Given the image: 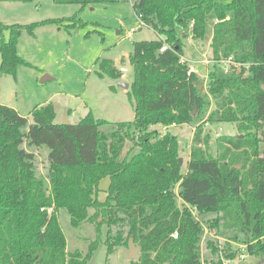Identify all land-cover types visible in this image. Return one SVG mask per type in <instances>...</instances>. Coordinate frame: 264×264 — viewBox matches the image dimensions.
<instances>
[{
  "label": "trees",
  "instance_id": "trees-1",
  "mask_svg": "<svg viewBox=\"0 0 264 264\" xmlns=\"http://www.w3.org/2000/svg\"><path fill=\"white\" fill-rule=\"evenodd\" d=\"M54 1L85 6L117 0ZM132 5L158 35L134 40L129 54L133 120L97 118L89 111L78 123H63L53 102L37 105L29 117L0 102V264H88L104 235L108 255L134 237L142 256L130 264H223L222 257L240 253L235 243L264 260V0ZM211 13L217 20L213 62L202 93L200 75L188 74L190 62L182 60L178 26L184 36L190 30L204 40ZM80 22L77 16L30 24L0 20V75L16 77L19 64L29 65L17 49L24 29L34 34L41 25L65 23L69 29ZM165 44L169 48L162 51ZM229 56L243 63L239 71H224L219 60ZM99 64L101 78H121L113 59ZM209 122H230L237 130L217 138L216 154L212 130L204 129ZM157 123L195 127L187 171L179 161L178 135L152 129ZM44 146L47 161L39 156ZM108 177L100 198V182ZM61 208L73 226L95 224L88 253L67 251Z\"/></svg>",
  "mask_w": 264,
  "mask_h": 264
},
{
  "label": "rangeland",
  "instance_id": "rangeland-1",
  "mask_svg": "<svg viewBox=\"0 0 264 264\" xmlns=\"http://www.w3.org/2000/svg\"><path fill=\"white\" fill-rule=\"evenodd\" d=\"M233 15L232 12L229 13V16ZM69 16H77L81 22L75 28L69 29L65 23H53L38 26L34 34L26 29L22 31L17 49L29 65L19 64L16 77L10 74L0 75L2 100L15 103L22 114L28 115L39 103L52 96L51 102L58 106L57 119L62 122L66 110H70L71 115L68 118L71 124L78 123L89 111L97 118L112 121L133 120L135 99L128 93L129 89L121 88L119 81L107 75L101 78L97 73L100 71L99 61L102 59L111 58L115 61L121 54L133 50L134 40L155 39L158 36L148 26H142L130 36L131 28L139 22L132 0L85 6L79 3H56L54 0L0 1V18L11 24H30L47 18ZM215 21V14H209L204 40L194 39L190 33L184 36L183 29L178 26L184 45L182 57L194 61L201 70L200 73L206 72L207 65L204 62L211 59L210 41ZM6 37H9L8 32ZM125 79L132 81V73L125 74ZM202 85L203 82L200 89L203 88ZM151 128L162 132L169 130L178 135L183 171H187L195 133L192 123L171 126L157 123ZM209 128L212 130L210 147L214 154L218 148L216 140L221 134L237 132L230 122H209L204 125V129ZM261 145L264 150V142ZM40 151L41 160L47 161L48 148L44 146ZM109 181V177L101 180L100 198L105 197ZM92 210L93 208L90 211ZM58 219L67 237V251L79 249L82 253H88L91 240L97 236L95 224L83 221L79 226H73L66 208L59 209ZM102 230L105 234L107 227L104 226ZM104 239L105 235L88 264L131 263L128 247L120 246L108 255ZM241 264H260V260L250 255Z\"/></svg>",
  "mask_w": 264,
  "mask_h": 264
},
{
  "label": "built area",
  "instance_id": "built-area-1",
  "mask_svg": "<svg viewBox=\"0 0 264 264\" xmlns=\"http://www.w3.org/2000/svg\"><path fill=\"white\" fill-rule=\"evenodd\" d=\"M138 18H139V22L137 23L136 26L131 28L130 35H132L134 32H136L138 30V28H140L142 26H147V24L143 20L142 14H138ZM168 48H169V46L165 44L162 47L161 50L165 51ZM211 62H213L212 59L207 60L204 63L208 66ZM219 63L221 64L222 68L224 69V71L226 73H230V72L235 71V70L239 71L241 69L242 65H243L242 62L240 63L238 61H235L232 56H229L227 58L219 60ZM207 66H206V69H205L206 72L205 73H203V72L200 73V71H199L200 69L198 68L197 64L194 61H190V67H189L188 74H190L191 72H196L197 74L200 75V77L204 78L207 81V79H208L207 78V76H208V67ZM205 84L207 86L206 82H205ZM44 209H45V207L42 208V210H44ZM53 210H54V207L47 208V211H48L49 214H51L53 212ZM205 232L207 233V229L206 228H205ZM178 234L179 233H177V231H176L173 234V236L175 238H177ZM235 244L239 247V249H241L240 253H238V255L235 258H230V260L222 257L223 264H231L233 262L243 263V262H246L247 257L250 256V254L247 251V248H245L244 245L237 244V243H235Z\"/></svg>",
  "mask_w": 264,
  "mask_h": 264
},
{
  "label": "water",
  "instance_id": "water-1",
  "mask_svg": "<svg viewBox=\"0 0 264 264\" xmlns=\"http://www.w3.org/2000/svg\"><path fill=\"white\" fill-rule=\"evenodd\" d=\"M114 64L117 67V69L121 72V74L122 73L123 74H127V73H130L133 70V63H131L130 57H127L125 59V61L121 62V63L115 61ZM118 85L121 88L123 87V88H126V89H128L130 87V83L127 82V81H122V82L119 81ZM193 113H194V111H193ZM67 115H68V111L66 110V112L64 114L65 117H64V119L62 121L63 123H69V118H68ZM179 161H180V163H182L183 158L180 157ZM128 248H129V251H130L131 259L138 260V259L141 258V256H142V251H141L142 247L137 245V243L134 240V237H131L129 239ZM162 264H168V262H163ZM260 264H264V260H262L260 262Z\"/></svg>",
  "mask_w": 264,
  "mask_h": 264
},
{
  "label": "crops",
  "instance_id": "crops-1",
  "mask_svg": "<svg viewBox=\"0 0 264 264\" xmlns=\"http://www.w3.org/2000/svg\"><path fill=\"white\" fill-rule=\"evenodd\" d=\"M0 1H2V3H4V2H7V1H11V0H0ZM0 20H2L1 18H0ZM5 20V19H4ZM4 20H2V21H4ZM215 20H216V18H215ZM217 21V20H216ZM215 21V22H216ZM5 22V21H4ZM5 23H8V22H5ZM33 23V22H32ZM9 24H11V23H9ZM23 24H26V23H23ZM215 24V23H214ZM141 28V27H140ZM139 29V28H138ZM214 31V30H213ZM188 32V31H187ZM189 33H190V30H189V32H188V35H189ZM190 35H191V33H190ZM131 36V35H130ZM213 36V35H212ZM211 39H212V37H211ZM129 52H127V53H124V54H121V56H118L116 59H115V61H117V62H119V63H121V62H124L125 61V59L127 58V57H129ZM182 60H185V61H187V62H190L189 61V59L188 58H185V57H182ZM114 61V62H115ZM1 62V61H0ZM208 67V66H207ZM201 71V70H200ZM130 73H132V71L130 72ZM203 73H204V71H203ZM201 79H202V81H203V85H202V93L203 92H206V90H207V86H206V84H205V82L207 83V81L204 79V78H202V77H200ZM46 79H48V78H45V80ZM52 79V78H51ZM127 79H125V74H123L122 73V76H121V78L119 79V80H117V81H126ZM127 82H128V80H127ZM131 80H129V83H130V85H131ZM130 88V87H129ZM128 88V89H129ZM124 89H126V88H124ZM127 89V90H128ZM51 98H53L52 96L51 97H48L47 99H46V101H43V102H41V103H39V104H44V103H48V102H51ZM0 102L3 104V103H5V104H8V105H10V106H12V107H14L19 113H21L20 112V109L17 107V105L15 104V103H12V102H7V101H4V100H2V98H1V96H0ZM55 103V102H54ZM38 104V105H39ZM55 107H56V117L58 118V106H57V104L55 103ZM31 112V111H30ZM30 112H29V114L28 115H24V114H22V115H24V116H26V117H29V115H30ZM71 114H70V110H68V115L67 116H70ZM135 115V114H134ZM56 118V120L58 121V122H61V121H59L58 119Z\"/></svg>",
  "mask_w": 264,
  "mask_h": 264
}]
</instances>
